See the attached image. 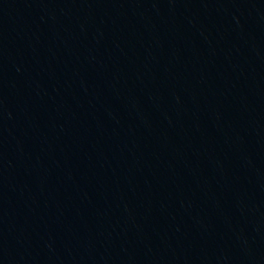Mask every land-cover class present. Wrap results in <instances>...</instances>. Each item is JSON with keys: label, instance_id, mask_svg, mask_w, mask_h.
Returning <instances> with one entry per match:
<instances>
[{"label": "water", "instance_id": "obj_1", "mask_svg": "<svg viewBox=\"0 0 264 264\" xmlns=\"http://www.w3.org/2000/svg\"><path fill=\"white\" fill-rule=\"evenodd\" d=\"M0 264H264V0H0Z\"/></svg>", "mask_w": 264, "mask_h": 264}]
</instances>
